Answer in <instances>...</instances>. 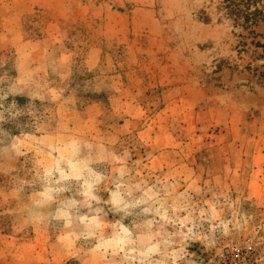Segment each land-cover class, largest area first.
Returning <instances> with one entry per match:
<instances>
[{
  "label": "rangeland",
  "instance_id": "rangeland-1",
  "mask_svg": "<svg viewBox=\"0 0 264 264\" xmlns=\"http://www.w3.org/2000/svg\"><path fill=\"white\" fill-rule=\"evenodd\" d=\"M0 0V264H264V0Z\"/></svg>",
  "mask_w": 264,
  "mask_h": 264
},
{
  "label": "trees",
  "instance_id": "trees-1",
  "mask_svg": "<svg viewBox=\"0 0 264 264\" xmlns=\"http://www.w3.org/2000/svg\"><path fill=\"white\" fill-rule=\"evenodd\" d=\"M251 1L253 0H224L222 8L226 11L225 15L238 24L249 25L257 21L261 13L259 10H251L250 7L246 9V4L250 5Z\"/></svg>",
  "mask_w": 264,
  "mask_h": 264
}]
</instances>
